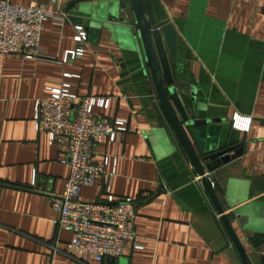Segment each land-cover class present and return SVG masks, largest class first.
<instances>
[{
    "label": "crops",
    "instance_id": "obj_1",
    "mask_svg": "<svg viewBox=\"0 0 264 264\" xmlns=\"http://www.w3.org/2000/svg\"><path fill=\"white\" fill-rule=\"evenodd\" d=\"M148 1L153 21L169 23L183 107L208 121L196 138L205 150L244 149L210 175L249 258L264 264V0ZM11 2L45 6L53 17L42 32L44 58L0 55V264H244L187 155L158 123L134 16L109 21L99 0ZM79 25L88 33L84 53L66 61L79 47ZM64 84L81 96L108 98L109 107L96 113L128 120L133 130L99 146L97 161L110 158L107 174L81 194L102 200L110 186L135 201L143 247L128 245L120 258L84 261L67 249L71 232L53 238L59 213L50 199L64 193L70 166L37 129L35 115L37 100ZM237 117L251 121L248 130Z\"/></svg>",
    "mask_w": 264,
    "mask_h": 264
},
{
    "label": "built area",
    "instance_id": "obj_2",
    "mask_svg": "<svg viewBox=\"0 0 264 264\" xmlns=\"http://www.w3.org/2000/svg\"><path fill=\"white\" fill-rule=\"evenodd\" d=\"M52 17V11L45 6L0 0V55L44 58L41 37L45 22ZM75 28L79 47L65 54L66 61L82 56L88 39L82 25ZM49 90L48 97L36 102L37 129L49 135L50 143L66 155L63 162L70 166L64 193L50 199L52 208L59 213L53 238L60 230L71 232L67 249L84 261L123 257L128 245L141 249L143 244L135 235L137 208L133 199L114 195L110 186L102 200L81 199L85 187L95 185L107 174L110 158L105 155L98 162L97 149L106 141H115L119 134L133 132L128 120H108L96 113V107H109L108 98L78 95L70 91L69 84ZM235 120L242 129H249L250 120Z\"/></svg>",
    "mask_w": 264,
    "mask_h": 264
},
{
    "label": "water",
    "instance_id": "obj_3",
    "mask_svg": "<svg viewBox=\"0 0 264 264\" xmlns=\"http://www.w3.org/2000/svg\"><path fill=\"white\" fill-rule=\"evenodd\" d=\"M102 13L108 10L109 21L127 22L132 14L138 28L139 46L144 56L153 86H149L151 104L156 109L158 123L174 135L178 146L187 155L194 172L200 177L202 185L214 202L217 212L229 236L236 246L244 264H254L241 243L229 213L224 209L210 174L223 165L239 158L243 147L237 145L218 150H205L204 141L198 140L195 131H206L208 121L187 113L180 95L181 88L176 84L174 69L170 60L174 57L166 43L168 21L155 22L148 12V0H99ZM123 15V18L117 17ZM190 175V174H189Z\"/></svg>",
    "mask_w": 264,
    "mask_h": 264
}]
</instances>
